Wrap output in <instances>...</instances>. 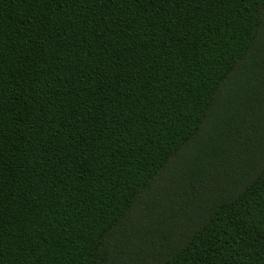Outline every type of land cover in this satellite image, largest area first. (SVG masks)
<instances>
[{
    "label": "trees",
    "instance_id": "1",
    "mask_svg": "<svg viewBox=\"0 0 264 264\" xmlns=\"http://www.w3.org/2000/svg\"><path fill=\"white\" fill-rule=\"evenodd\" d=\"M0 264H264V0H0Z\"/></svg>",
    "mask_w": 264,
    "mask_h": 264
},
{
    "label": "rangeland",
    "instance_id": "2",
    "mask_svg": "<svg viewBox=\"0 0 264 264\" xmlns=\"http://www.w3.org/2000/svg\"><path fill=\"white\" fill-rule=\"evenodd\" d=\"M212 178H215V177L213 176V174L207 173V174H206L205 181L202 182V183H199V181H197V179H195V177L186 176V180L183 182V183H184L183 185H184V186H189V183H192V182H190V181H193V184H194V186L197 188L198 192H201L202 189H203V187H204L205 182H206V183H209V181L212 180ZM195 180H196V181H195ZM180 185H181V188H183L182 184H180ZM179 188H180V187H179ZM188 189H191V186H189ZM178 190H180V189H178V185L175 184L174 187L172 188V191H169L168 194L166 195V198H165V199H167V200H170L169 202H171V200L178 201V202L175 204V206H176L177 208L180 207V204H181V198L176 194V192H178ZM181 190H182V189H181ZM198 192H197V191H194V194H196L195 197H197ZM194 194L191 195V197H194ZM185 198H186V197H185ZM165 199H164V200H165ZM187 202H188V201H187ZM181 205L184 207V209H188V207H189L188 204H181ZM182 206H181V207H182Z\"/></svg>",
    "mask_w": 264,
    "mask_h": 264
}]
</instances>
